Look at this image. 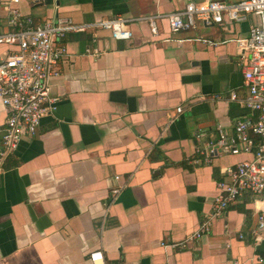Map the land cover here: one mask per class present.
<instances>
[{"label": "crops", "instance_id": "obj_1", "mask_svg": "<svg viewBox=\"0 0 264 264\" xmlns=\"http://www.w3.org/2000/svg\"><path fill=\"white\" fill-rule=\"evenodd\" d=\"M8 1L0 0V34L9 30ZM189 1L207 0L18 1L35 20L120 16L132 36L112 39L102 28L66 35L59 75L49 82L56 110L2 163L0 264H91L94 251L105 264H264V230L252 232L261 204L249 192L200 238L172 246L211 212L222 169L250 158L191 162L197 132L215 139L217 126L231 132L250 115L236 40L258 19L247 14L175 33L161 19L151 34L147 16ZM10 49L0 44V55ZM5 119L0 101V137Z\"/></svg>", "mask_w": 264, "mask_h": 264}, {"label": "built area", "instance_id": "obj_2", "mask_svg": "<svg viewBox=\"0 0 264 264\" xmlns=\"http://www.w3.org/2000/svg\"><path fill=\"white\" fill-rule=\"evenodd\" d=\"M18 1L7 2L6 25L9 30L0 34V44L13 47L0 55V101L6 112L0 137V171L4 159L16 149L21 137L35 135L41 120L53 115L56 110L58 98L51 95L49 82L59 75L58 63L66 55V35L102 28L109 31L112 39L127 40L132 36L127 27L128 19L120 16L89 23H76L71 17L58 15L35 20L20 12ZM247 14L257 17L258 21L236 43L239 64L248 88L247 96L241 101L250 115L237 120L231 132L217 126L215 139H201L203 134L197 132L195 137L200 142L195 145V156L191 162L195 165L210 164L215 157L225 153L246 154L250 158L222 169L211 212L194 232L172 246L184 247L207 233L213 217L234 204L244 192H249L253 201L261 204L253 234L264 230V0L233 3L221 0L189 1L182 10L145 18L151 34L156 35L161 19L167 22L170 32L175 33L193 29L198 23L208 25L223 24L225 20H244ZM230 98L236 100V94L232 92ZM181 110L182 107L178 106L176 114ZM118 177L115 176V179ZM119 191V187L113 188L111 198ZM89 262L105 264L102 252H90Z\"/></svg>", "mask_w": 264, "mask_h": 264}]
</instances>
